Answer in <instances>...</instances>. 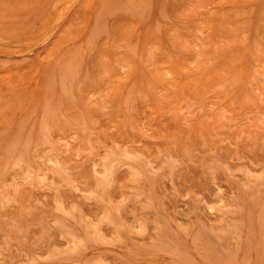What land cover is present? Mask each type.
<instances>
[{"label": "rangeland", "instance_id": "1", "mask_svg": "<svg viewBox=\"0 0 264 264\" xmlns=\"http://www.w3.org/2000/svg\"><path fill=\"white\" fill-rule=\"evenodd\" d=\"M0 264H264V0H0Z\"/></svg>", "mask_w": 264, "mask_h": 264}, {"label": "bare ground", "instance_id": "2", "mask_svg": "<svg viewBox=\"0 0 264 264\" xmlns=\"http://www.w3.org/2000/svg\"><path fill=\"white\" fill-rule=\"evenodd\" d=\"M251 37V36H250ZM252 54V53H251ZM253 56V55H252Z\"/></svg>", "mask_w": 264, "mask_h": 264}]
</instances>
